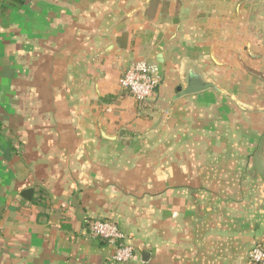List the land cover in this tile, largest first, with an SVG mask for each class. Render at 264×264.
<instances>
[{"label": "crops", "instance_id": "1", "mask_svg": "<svg viewBox=\"0 0 264 264\" xmlns=\"http://www.w3.org/2000/svg\"><path fill=\"white\" fill-rule=\"evenodd\" d=\"M138 59L162 75L141 102ZM196 73L220 89L178 96ZM262 142L264 0H0V264H251Z\"/></svg>", "mask_w": 264, "mask_h": 264}, {"label": "built area", "instance_id": "2", "mask_svg": "<svg viewBox=\"0 0 264 264\" xmlns=\"http://www.w3.org/2000/svg\"><path fill=\"white\" fill-rule=\"evenodd\" d=\"M162 81L161 70L157 62L138 59L130 63L120 79L122 90L130 94L137 102L150 98ZM88 234L93 238L106 241L114 248L113 260L128 263L134 259L136 248L127 242L126 233L113 221L95 219L89 223ZM251 264H264V242L258 241L249 252Z\"/></svg>", "mask_w": 264, "mask_h": 264}, {"label": "water", "instance_id": "3", "mask_svg": "<svg viewBox=\"0 0 264 264\" xmlns=\"http://www.w3.org/2000/svg\"><path fill=\"white\" fill-rule=\"evenodd\" d=\"M157 61L159 63L163 62L161 59H158V58H157ZM208 87L220 89V87L213 80L207 78V76H205L204 74L196 73L192 77L191 76L187 77L186 83L177 88L178 96L199 92V91L206 89ZM254 165H255L256 170L264 177L263 142L260 144V146H259V148L255 154Z\"/></svg>", "mask_w": 264, "mask_h": 264}, {"label": "trees", "instance_id": "4", "mask_svg": "<svg viewBox=\"0 0 264 264\" xmlns=\"http://www.w3.org/2000/svg\"><path fill=\"white\" fill-rule=\"evenodd\" d=\"M8 2H19L21 0H7ZM23 203H31L35 205L45 206L48 194L46 190L39 187H29L23 189L20 193Z\"/></svg>", "mask_w": 264, "mask_h": 264}]
</instances>
